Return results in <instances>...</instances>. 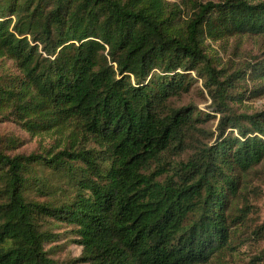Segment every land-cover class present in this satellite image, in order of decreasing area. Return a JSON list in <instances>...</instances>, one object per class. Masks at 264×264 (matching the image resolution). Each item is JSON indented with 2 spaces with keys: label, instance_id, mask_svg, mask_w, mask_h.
Masks as SVG:
<instances>
[{
  "label": "trees",
  "instance_id": "obj_1",
  "mask_svg": "<svg viewBox=\"0 0 264 264\" xmlns=\"http://www.w3.org/2000/svg\"><path fill=\"white\" fill-rule=\"evenodd\" d=\"M233 37L264 41V0H0V119L49 138L21 153L0 133V264H209L231 249L243 178L264 162V109L232 107L264 97V44L222 64L206 41ZM193 72L215 113L181 103ZM63 241L81 255L61 259Z\"/></svg>",
  "mask_w": 264,
  "mask_h": 264
},
{
  "label": "rangeland",
  "instance_id": "obj_2",
  "mask_svg": "<svg viewBox=\"0 0 264 264\" xmlns=\"http://www.w3.org/2000/svg\"><path fill=\"white\" fill-rule=\"evenodd\" d=\"M206 44L208 52L219 56L222 64L243 66L244 63L260 57L264 41L254 37H233L217 43L207 40ZM192 76L198 79V83L181 103H192L203 112L215 113L213 99L204 86V78L196 72H193ZM252 84L251 81L249 89L252 88ZM232 107L237 113L261 110L264 109V97L245 99L243 104ZM220 117L221 114L217 113V119L210 120L206 128L215 132ZM0 133L23 141V146L19 150L21 153H30L40 147V142L46 143L49 140L48 137L32 138L17 124L4 123L1 119ZM233 209H236V217L233 222L232 248L209 264H256L258 255L264 249V162L243 178L242 194L235 201ZM64 243L65 241L55 244L64 245L62 250L58 249V256L61 259L77 258L81 255L82 251L78 245Z\"/></svg>",
  "mask_w": 264,
  "mask_h": 264
}]
</instances>
